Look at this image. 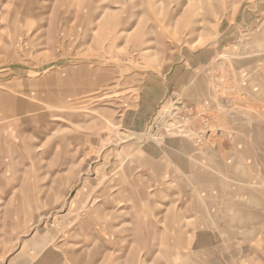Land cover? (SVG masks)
Wrapping results in <instances>:
<instances>
[{
	"label": "rangeland",
	"instance_id": "374dc122",
	"mask_svg": "<svg viewBox=\"0 0 264 264\" xmlns=\"http://www.w3.org/2000/svg\"><path fill=\"white\" fill-rule=\"evenodd\" d=\"M220 1L0 0V264H264V222L228 232L243 246L197 247L222 176L206 167L219 158L209 120L172 91L133 121L117 102L145 73L216 45ZM242 33L219 62L264 41ZM256 140L263 149V131ZM248 159L238 190L263 203Z\"/></svg>",
	"mask_w": 264,
	"mask_h": 264
},
{
	"label": "crops",
	"instance_id": "0c3cea01",
	"mask_svg": "<svg viewBox=\"0 0 264 264\" xmlns=\"http://www.w3.org/2000/svg\"><path fill=\"white\" fill-rule=\"evenodd\" d=\"M209 10L208 15L213 22L218 17L224 28L217 44L210 45L211 41H206L204 46L187 51L188 59L184 63L163 64L155 72L145 73L144 78L138 81L137 93L126 89L122 96L117 97V102L125 104L123 119L133 121L135 113L142 119L144 112L153 111L157 103L172 91L178 94V98L194 105V119L200 125L204 119L209 120L213 130L205 138L217 143L219 158L206 160V167L219 171L222 176L210 182V219L206 208L205 233L211 234L196 244L197 247L207 248L239 247L244 245L239 235L228 238V232L252 231L264 222V202H261L260 195L249 198L252 202L258 201V204H248L244 203V193L238 190L247 182L243 176V160L249 156L251 159L247 160V164L252 161L249 168L256 173L251 176V181L264 186L261 174L264 173L261 156L264 148L256 140L260 131L264 132V41L254 48H237L232 51L229 62L221 63L219 60L223 44L238 42L242 32H250L255 39L264 40V0L220 1L215 12H211L212 8ZM207 21L212 22V19H200L199 23ZM133 105L139 108L135 110ZM226 134H232L231 138L227 139ZM171 145L176 153L187 148L186 142L177 140ZM258 171L260 174H257ZM214 187L218 190L216 193ZM206 189H209L207 185ZM206 199H209V194ZM218 232L225 233L224 237L218 239ZM237 262H240L239 259ZM216 263H221L218 256L196 261V264Z\"/></svg>",
	"mask_w": 264,
	"mask_h": 264
}]
</instances>
